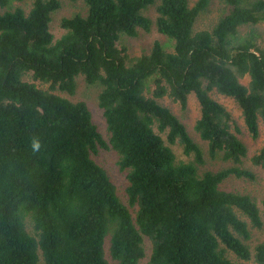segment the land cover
<instances>
[{
	"label": "trees",
	"instance_id": "1",
	"mask_svg": "<svg viewBox=\"0 0 264 264\" xmlns=\"http://www.w3.org/2000/svg\"><path fill=\"white\" fill-rule=\"evenodd\" d=\"M81 1L89 7L87 16L63 19L66 33L57 41L51 22L59 0H35L29 12L17 7L0 13V264H40V252L46 264H111L105 250L110 231V254L119 264L146 257L145 237L153 246L148 264H236L229 251L264 264V241L253 254L244 243L251 239L249 224L237 213L261 229L257 202L220 188L231 176L256 175L240 167L248 155L240 129L211 95L234 98L249 132L259 136L264 50L253 37L243 43L238 38L242 27L264 22V0H224L228 13L213 30L196 33L198 18L213 0L194 6L190 0ZM157 3V30L174 40V51L156 41L148 54L131 56L119 41L150 31L145 11ZM8 5L0 0V8ZM30 73L50 89L26 82ZM78 76L103 87L99 105L110 145L85 102L53 93L73 95ZM155 76L149 97L147 83ZM192 94L201 107L195 130L208 143L210 157L222 152L234 167L200 176L195 164L177 163L165 143L161 133L204 163L186 126L159 102L168 97L185 109ZM110 146L120 155L121 169L129 170L135 218L92 158ZM251 161L264 168V147ZM29 216L34 235L27 230Z\"/></svg>",
	"mask_w": 264,
	"mask_h": 264
},
{
	"label": "rangeland",
	"instance_id": "2",
	"mask_svg": "<svg viewBox=\"0 0 264 264\" xmlns=\"http://www.w3.org/2000/svg\"><path fill=\"white\" fill-rule=\"evenodd\" d=\"M61 7L59 10L53 13L51 22V32L54 35L55 41L60 39L66 31L61 27V22L65 18H73L77 15L87 16L89 7L84 1H71V0H59ZM197 0H190V5L194 6ZM35 0H25L23 2H18L16 0H9V5L6 8H0V13L7 11H13L17 7L23 8L26 12H29L32 8ZM158 3L149 7L145 11V15L149 17L152 21V27L150 31L139 30L136 37L122 36L119 41V46L121 48H126L131 56H141L143 54H148L154 42L160 41L164 48L169 51H174V40L162 35L158 32L156 26V20L158 18L157 12ZM229 9L224 2V0H213L208 10L203 12L198 18L194 32H199L202 30H213L219 20L228 13ZM253 37L257 47L264 50V22L257 25H248L240 29V34L238 38V43H243L245 40ZM157 77L151 78L147 83V96L151 97L155 89V80ZM24 80L29 83H35L39 88L43 90H49L50 85L41 84L33 79L32 73L25 76ZM250 81L249 77H246L242 82L248 84ZM76 91L73 95L68 92H63L61 90L53 91L54 94L62 96L69 99L72 102H85L92 114L93 122L98 127L103 139L110 145V132L108 130L106 118L104 116V111L99 105V96L102 92V85L100 83L88 84L83 76H78L76 78ZM212 97L227 107V109L233 114L236 121V125L239 127L240 132L238 133L239 138L246 145L248 150L247 157L243 160L241 168L252 171L256 178L255 180H249L245 178L230 177L226 179L220 188L225 191H233L241 194H246L255 200L261 210V215L264 221V168L259 166H254L252 164V157L258 153L264 147V124L260 121V134L257 138H254L249 132L243 116L242 111L234 98L227 97L217 93L216 91L211 93ZM160 104L168 107L186 126L190 136L193 140L200 146L204 163L197 164L195 161V156L193 154L187 155L184 152L183 145L178 141L175 144H170L167 140L166 133H161V136L165 140V143L173 150L176 155L177 163H193L197 167L198 174L203 176L207 172L217 173L222 170L234 167L235 165L231 161H225L223 158V153L219 152L215 158H211L209 154V145L206 141H203L199 133L195 130V125L201 116V107L194 94L190 95L189 103L187 108L183 109L180 103L173 101L172 99L165 97L159 100ZM156 132L159 133L157 126H155ZM92 158L97 164L103 167L111 181L114 183L117 189V194L121 202L126 205L133 218L136 217L138 206H132L130 204L129 195L127 189L129 187L128 174L129 170H122L119 161L120 155L110 146L108 149L100 148L98 154L92 155ZM240 218L249 224L251 230V239L244 241V243L250 248L251 252L254 254V248L257 244L264 241V226L261 229L254 228L250 223L249 219L244 216L240 211H237ZM27 230L34 235V222L29 216L26 218ZM112 237V231L109 232L105 240V250L107 258L111 264H119L114 260L110 254V242ZM144 246L146 257L140 261L139 264H148L150 256L152 254V243L145 237ZM41 255L40 264H46L45 260ZM228 257L236 264H257L254 258L250 260H242L233 252H228Z\"/></svg>",
	"mask_w": 264,
	"mask_h": 264
},
{
	"label": "clouds",
	"instance_id": "3",
	"mask_svg": "<svg viewBox=\"0 0 264 264\" xmlns=\"http://www.w3.org/2000/svg\"><path fill=\"white\" fill-rule=\"evenodd\" d=\"M34 148H35L36 150L39 149V142H38V141H37V142H34Z\"/></svg>",
	"mask_w": 264,
	"mask_h": 264
}]
</instances>
